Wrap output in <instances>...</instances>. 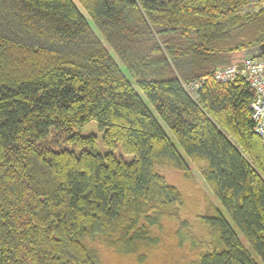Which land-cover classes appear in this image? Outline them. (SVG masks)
Wrapping results in <instances>:
<instances>
[{"label": "trees", "instance_id": "trees-1", "mask_svg": "<svg viewBox=\"0 0 264 264\" xmlns=\"http://www.w3.org/2000/svg\"><path fill=\"white\" fill-rule=\"evenodd\" d=\"M251 1L0 0V264H264L254 92L211 78L264 43ZM124 72L248 248L207 195L200 228L183 218L157 169L197 175ZM91 121L132 161L98 154L78 132Z\"/></svg>", "mask_w": 264, "mask_h": 264}, {"label": "rangeland", "instance_id": "rangeland-1", "mask_svg": "<svg viewBox=\"0 0 264 264\" xmlns=\"http://www.w3.org/2000/svg\"><path fill=\"white\" fill-rule=\"evenodd\" d=\"M260 1H262V0H252L249 5H247L246 7L241 9V12L243 14H245L247 12L255 11L257 6H258V3ZM117 63L119 64L118 61H117ZM120 67H121V65H120ZM124 73L128 76L134 90L141 97V99L146 104V106L148 107V109L150 110V112L152 113L154 118L158 121V123L162 127L163 131L167 134V136L173 142V144L175 145V147L178 150V152L180 153V155L189 164V166L193 170V172L197 175L196 181H189V180L184 179L183 176L179 172L174 171L171 168L165 167V168H158L157 169V172L160 175H162L169 184L177 187L178 190L182 193L183 198H184L185 207L187 209L183 213V218H187V219H189V221L192 224L198 225L199 224L198 219L195 218L193 211L195 208L199 210V213H201L203 211V206H204V202H205L204 197H205V195H207L208 196L207 198H209L212 202H214L218 206L222 215L226 218V220L229 222V224L233 227V225H232L231 221L229 220V218L227 217L225 211L218 204L216 199L214 197H212V195L210 194V192H209L208 188L206 187L204 181L202 180V178L200 177L198 172L193 168V166H191L188 158L186 157L184 152L181 150V148L177 144L175 138L173 137V135L171 134V132L169 131L167 126L157 116L156 112L154 111L152 106L149 104L147 98L136 87L134 81L129 77V75L126 72H124ZM78 132H79V135L81 137H87V136H94L95 137V140H96V147L95 148H96V152L98 154L104 155L107 153H111L114 156V158H116L117 160H121V161H124L126 163H129L132 161L133 156L130 154L124 153L120 144H116L115 148H113V149H108L103 145V143H102L103 132L99 129L97 122L91 121V122L87 123ZM55 133H56V131L51 128L49 130V134L47 137L48 141L50 142L51 148L53 150H55V151L70 150V151H73L75 153H78V149L74 148L70 144H67L66 142H63L62 138L57 137V136L55 137ZM197 227H199V225ZM233 229L235 230L234 227H233ZM235 231H236L238 237L240 238L241 242L248 248L246 241L243 239V237L237 232V230H235Z\"/></svg>", "mask_w": 264, "mask_h": 264}, {"label": "built area", "instance_id": "built-area-1", "mask_svg": "<svg viewBox=\"0 0 264 264\" xmlns=\"http://www.w3.org/2000/svg\"><path fill=\"white\" fill-rule=\"evenodd\" d=\"M211 78L216 83L226 84L236 79H242L254 92L250 104L254 133L260 138L264 151V55L259 58L243 61L229 67L216 69ZM205 79L190 82L185 86L186 91L194 95Z\"/></svg>", "mask_w": 264, "mask_h": 264}, {"label": "water", "instance_id": "water-1", "mask_svg": "<svg viewBox=\"0 0 264 264\" xmlns=\"http://www.w3.org/2000/svg\"><path fill=\"white\" fill-rule=\"evenodd\" d=\"M262 55H264V43L245 52L243 61L259 58Z\"/></svg>", "mask_w": 264, "mask_h": 264}]
</instances>
